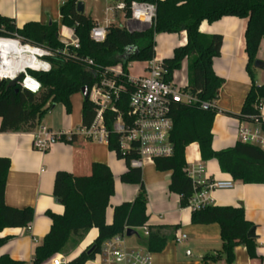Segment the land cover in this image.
<instances>
[{
  "label": "trees",
  "instance_id": "trees-1",
  "mask_svg": "<svg viewBox=\"0 0 264 264\" xmlns=\"http://www.w3.org/2000/svg\"><path fill=\"white\" fill-rule=\"evenodd\" d=\"M120 1V0H117ZM126 6L131 2H146L156 7L153 26L143 33H129L124 28L110 27L103 43L90 39V32L96 26L90 17L79 15L75 0H69L60 9L61 25L73 28L80 44L76 51L77 59L65 61L61 57L49 59L51 71L36 73L29 71L41 86L34 94L22 89L18 84L9 87L8 82L0 81V133L30 132L40 127L42 118L53 105H62L68 115L71 114L70 98L81 93L82 88L90 89L100 82V74L87 69L84 61L93 60L102 69L121 66L124 76L117 84L127 83L129 62H149L154 59L155 39L159 34H186L184 47L173 50V57L164 60L169 79L175 71L181 69L187 61L188 85L186 91L195 95L199 102H212L223 80L215 76L212 61L220 56L222 44L220 36H205L199 33L202 21L209 24L220 18L232 17L246 21L245 53L247 55V73L252 81L240 115L241 122L252 123L259 116V108L264 106V86L253 83V66L257 60V50L264 39V0H123ZM126 16H129L127 11ZM17 34L24 42L43 46L52 52L60 51L63 45L58 40L57 24H25L18 30L9 19L0 17V37ZM132 48L130 52L128 49ZM128 54V55H127ZM129 97L123 93L114 102L120 114L128 110ZM217 110H201L194 106L176 105L171 114L173 129L171 143L173 156L157 158L154 163L157 172H170L169 191L180 197L182 208L191 207V200L204 186L195 185L188 176L185 150L191 144H197L202 162L215 160L222 173L229 174L233 181L247 185H264V153L258 147L238 142L233 148L214 152L211 148L212 125ZM94 105L89 100L82 103V128L89 129L95 118ZM116 114L107 111L104 114L106 131L109 132L110 151H117L118 139L111 134ZM76 133L69 138L60 137L66 144H73ZM84 137V136H83ZM126 157V164L129 158ZM117 158L121 160L122 156ZM10 162L0 159V233L5 229L20 228L27 231L31 226L34 212L31 208L17 210L4 204L5 185ZM128 167V166H127ZM89 176H74L69 173H57L53 185L55 201L64 207L61 216L49 214L51 227L43 238V243L34 251L32 264H46L58 255L75 250L92 229H97L94 243L82 251L68 264H86L93 261L102 245L127 229L148 227L147 194L142 181V171L128 167L120 177L122 184L139 187L133 202L114 208L112 223L106 224L105 213L109 198L114 194L111 171L102 164L92 163ZM191 223L208 226L217 224L221 239V252L209 254L204 262L235 264L236 248L244 247L250 260L261 264L257 254L254 226L244 217V209L215 207L212 205L194 207ZM169 238L149 230L144 239V247L149 253H160L169 242ZM8 241L0 239V246ZM0 264H21L9 256H0Z\"/></svg>",
  "mask_w": 264,
  "mask_h": 264
},
{
  "label": "crops",
  "instance_id": "crops-1",
  "mask_svg": "<svg viewBox=\"0 0 264 264\" xmlns=\"http://www.w3.org/2000/svg\"><path fill=\"white\" fill-rule=\"evenodd\" d=\"M116 1L105 0V7L112 6ZM66 2V0H0V17L11 20L18 30H22L23 26L29 23L37 25L56 23L59 30L63 27L59 8ZM81 2L85 9L84 0ZM105 9L101 23L94 21L90 15L87 16L86 9L84 16L90 17L94 24L103 25ZM127 20L128 17H124V13H118L115 16L114 27L121 28ZM245 29L246 21L236 17H223L212 24L202 21L199 28L201 35L220 36L223 39L219 50L220 56L212 61L215 76L223 80L213 100L217 110L211 130L213 136L211 148L214 152L233 148L239 142L238 128L245 123L237 119L252 87L246 69ZM154 39V56L162 61L171 59L173 50L184 47L187 43L185 33L159 34ZM257 53L256 64L253 66V83L256 86H264V39ZM182 74L188 80L187 61L182 63L180 70L175 71L176 77ZM83 101L81 93L70 98L72 107L70 115L62 105L58 104L61 107L58 111L56 108L58 105H53L42 118L40 127L34 131L0 133V159H7L10 162L4 189V204L17 210L31 208L34 212L29 233L20 228L5 229L0 233V239H8L0 246V256H9L21 264H32L35 249L43 243V238L50 230L49 214L61 216L64 212V207L53 197L57 173L89 176L92 163L102 164L111 171L114 194L109 198V206L105 213L107 225L112 223L114 208L131 203L136 198L139 187L120 182V177L128 170L126 163L119 160L107 145L86 139L78 133L82 128ZM42 128L56 136L61 133H76L77 136L73 144L59 141L41 153L33 148L32 140ZM192 147L196 155L190 150ZM185 153L186 164L201 169L199 177L202 185L232 180L229 174L221 172L215 160L201 161L197 144H191ZM140 171L147 194L149 230L157 231L159 235L170 239L160 253H150L151 264H216L212 261L204 262L203 258L221 252L218 225H194L190 218L194 207L208 205L244 209V217L255 228L257 254L261 257V264H264V185H247L232 180L234 184L232 189L207 190L202 199L192 202L191 207L182 208L180 197L169 191L170 172H157L154 164H146ZM136 232H139L140 236L128 238V246L146 250L143 243L146 237L142 235L140 229ZM96 236L97 229L94 228L86 234L78 248L68 250L67 254L62 255L69 261L77 258L94 243ZM183 236L185 239L180 243L175 242L176 237ZM235 250V264H257L256 261L250 260L244 247ZM86 264L100 262L95 258Z\"/></svg>",
  "mask_w": 264,
  "mask_h": 264
},
{
  "label": "built area",
  "instance_id": "built-area-1",
  "mask_svg": "<svg viewBox=\"0 0 264 264\" xmlns=\"http://www.w3.org/2000/svg\"><path fill=\"white\" fill-rule=\"evenodd\" d=\"M75 2L77 4L81 0H75ZM105 8L103 25L95 24L96 26L90 32V39L96 43L104 42L107 29L114 27L115 16L118 13H124L125 17L127 11L129 12V16H126L128 20L121 28L136 34L149 30L153 26L156 16V7L146 2L134 1L126 6L124 1L120 0ZM58 40L63 45V49L54 53L46 47L24 42L17 34L0 37V81L9 82L22 75L24 77L18 85L34 94L39 93L41 86L34 78L27 75L28 71L48 73L51 71L49 59L56 57H61L65 61L77 59L76 51L79 50L80 44L73 28L61 27L58 30ZM7 43L16 44L17 48L21 50L31 49V57L38 61L39 68L26 67L22 72L11 76L9 70L18 58L6 50ZM12 57L14 61L10 60ZM84 64L87 69H92L100 74L101 80L89 92L88 100L94 105L96 112L92 125L89 129L81 128L78 133L86 139L103 143L108 147L109 132L105 128L104 114L107 111L115 113L116 118L111 134L117 136L118 148L116 152L113 151V154L116 157L122 156L121 160L124 163H126L125 159L128 155L132 156L126 164L130 168L141 170L146 164H154L157 158L173 156L170 137L173 129L171 114L176 105L188 107L199 104L203 111L215 109L213 101L201 103L195 95L186 91L188 80L185 76H182L179 81L174 72L172 78L169 79V72H167L163 61L155 57L152 61L146 62L143 75L127 77L128 85L117 84L124 76L120 65L102 69L96 66L91 59L85 60ZM123 93L129 97L128 110L126 113L120 114L115 108L114 102ZM259 112V116L252 118V123L240 125L237 135L239 142L256 146L264 153V118H262L264 106L259 108ZM62 136L68 139L70 134L61 133L56 136L42 128L33 137V148L43 153L59 143ZM186 167L188 176L194 184L204 186L200 193L194 195L191 202L202 199L207 190H224L234 187L232 180L202 185L199 177L201 169L187 164ZM132 230L136 232L139 229ZM140 230L143 236L148 237L149 229L147 227ZM29 231L30 226L26 232L29 233ZM126 231L102 245L100 252L95 257L100 264H151L150 253L147 250L128 246ZM183 239L185 236L176 237L175 242L180 243ZM68 262L66 257L58 255L51 260L50 264H68Z\"/></svg>",
  "mask_w": 264,
  "mask_h": 264
},
{
  "label": "rangeland",
  "instance_id": "rangeland-1",
  "mask_svg": "<svg viewBox=\"0 0 264 264\" xmlns=\"http://www.w3.org/2000/svg\"><path fill=\"white\" fill-rule=\"evenodd\" d=\"M84 2H85V9H86L87 16L90 15L94 21L101 23L103 20V14H104V9H105L104 8L105 0H84ZM144 66H145L144 62H139V61L129 62L127 65V70H128L129 75L132 77H139L141 74H143ZM28 72H27V75L29 76ZM182 76H184V74L177 75V78L179 79V81ZM56 108H57V111L61 110V107L59 105ZM136 236H140V233L136 232V235H133L132 237H128V238L130 239Z\"/></svg>",
  "mask_w": 264,
  "mask_h": 264
},
{
  "label": "bare ground",
  "instance_id": "bare-ground-1",
  "mask_svg": "<svg viewBox=\"0 0 264 264\" xmlns=\"http://www.w3.org/2000/svg\"><path fill=\"white\" fill-rule=\"evenodd\" d=\"M7 51L12 52L13 54H15L17 56V61H15L13 64V66L11 65L10 68V74L11 76H13L15 73L17 72H22L24 70V68L29 67L32 69H37L39 68L40 64L38 63V61H36V59L31 57V49H18L16 44L14 43H7ZM12 55V54H11ZM13 60V57L12 59ZM190 150L192 151V153H194V155H196L197 153L194 151L193 147L190 148Z\"/></svg>",
  "mask_w": 264,
  "mask_h": 264
},
{
  "label": "water",
  "instance_id": "water-1",
  "mask_svg": "<svg viewBox=\"0 0 264 264\" xmlns=\"http://www.w3.org/2000/svg\"><path fill=\"white\" fill-rule=\"evenodd\" d=\"M76 11L79 15H84L85 9H84V5L82 2H79L76 4ZM131 50H133L132 48L128 49V52H130ZM128 55V54H127ZM256 64V62H255ZM24 76L20 75L19 77H17L16 79L9 81L8 82V86L9 87H15L22 79ZM81 94L84 98V100H88L89 98V91L86 88H82L81 89ZM133 235H136L135 231L132 229H127L125 236L127 237H132Z\"/></svg>",
  "mask_w": 264,
  "mask_h": 264
}]
</instances>
